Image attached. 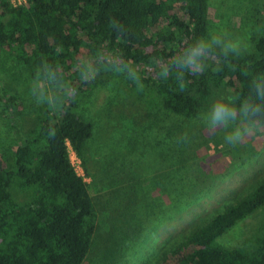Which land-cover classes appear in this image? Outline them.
Wrapping results in <instances>:
<instances>
[{"label":"trees","instance_id":"16d2710c","mask_svg":"<svg viewBox=\"0 0 264 264\" xmlns=\"http://www.w3.org/2000/svg\"><path fill=\"white\" fill-rule=\"evenodd\" d=\"M112 20L122 26L121 31L110 26ZM207 24L206 0H24L17 5L0 0V47L14 50L16 59L31 75L39 72L61 84L67 78L79 89L89 83L80 81L82 48L91 56L94 69L113 68L98 60L104 50L120 54L130 65L143 67L150 57L166 59L185 40L206 35ZM251 43V51L231 59L219 72L213 71L212 65L199 75H186L183 90L173 76L162 80L151 72L143 74V82L151 88L158 112L164 116L153 119L156 113L147 114L144 105L137 104L141 112L136 107L131 119L144 121L137 123L142 125L140 134L153 124L152 132L155 129L159 135L168 125L164 120H170L173 140L167 137L172 140L174 169L179 172V180L173 178L178 183L154 178L158 197L165 198L157 207H166L167 202L171 209L182 205L187 196L205 188V178H211L199 168L194 153L185 150L192 133L186 123L209 107L216 89L232 88V92L245 94L250 80L264 74V29L251 38ZM53 72L54 80L50 78ZM0 102L15 139L12 164H5L0 156V264H82L99 230L119 247L115 254L119 259L120 249L139 237L142 225L133 215L134 198L116 205L119 211L113 219H108L110 210L105 209L104 229L96 221L95 204L67 150L68 145L84 164L85 146L92 136L91 121L73 110L72 103L60 112L45 107L37 125L20 137L12 122L13 112L20 105L18 96L0 88ZM50 128L55 130L54 136L49 135ZM186 131L188 139L181 140ZM130 178L134 179L128 176L130 184L134 183ZM14 187L26 193V199H17ZM259 205L264 206V177L242 197L203 216L153 264H264V227L243 246L215 242Z\"/></svg>","mask_w":264,"mask_h":264},{"label":"rangeland","instance_id":"374dc122","mask_svg":"<svg viewBox=\"0 0 264 264\" xmlns=\"http://www.w3.org/2000/svg\"><path fill=\"white\" fill-rule=\"evenodd\" d=\"M206 1V34L210 31L227 32L243 42L246 52L251 51V38L264 29V6L260 8L264 0ZM15 53L0 47V88L18 96L20 105L13 112L12 122L20 137H25L37 125L45 108L34 102L29 88H43L47 95L59 97L61 89L57 86L61 83L47 80L39 72L31 75L30 70L16 59ZM83 60L92 65L91 56L84 48L78 60L80 67ZM125 75L115 72L114 68L96 66L95 79L81 87L78 98L72 102V109L92 123V136L85 146L84 164L68 145L67 150L73 168L86 182L95 204L98 225L103 229L106 226L105 209L110 210L108 219H113L119 211L115 206H120L121 202L126 204L127 198H134L133 215L140 219L142 230L136 240H129L120 249L122 254L119 259L115 258L119 247L109 242L108 236L105 238L99 230L82 264L156 263L161 254L180 242L203 216L242 197L264 177V144L229 149L222 143L219 134L205 131L196 122V116L188 121L189 124L186 123L192 133L185 150L194 153L199 168L211 178L207 180L203 176L205 188L191 197L187 196L182 205L171 209L170 202H167L166 207H157L165 198L158 197V185L154 178L173 182V178L177 179L179 175L174 169L171 152L173 136L169 131L172 124L170 120H164L165 126L166 123L168 125L160 130V135L155 129L152 132L150 126L153 124L145 127L140 134L142 125L137 123L144 121L134 122L131 119L136 107L141 112L137 104H143L147 114L156 113L153 119L164 114L158 112L159 105L151 88L143 82L144 89L137 90ZM221 91L232 93V88L216 89L215 92ZM212 99L214 95L209 105ZM167 135L172 136V140ZM160 141H164L162 146ZM14 147L10 121L0 102V156L5 164H12ZM130 175L134 178H130L134 181L131 184L128 180ZM12 192L17 199H26V193L19 192L17 188L14 187ZM263 227L264 206L259 205L236 220L215 238V242L224 246H243L251 242ZM107 242L110 244L107 245Z\"/></svg>","mask_w":264,"mask_h":264},{"label":"clouds","instance_id":"9594fccd","mask_svg":"<svg viewBox=\"0 0 264 264\" xmlns=\"http://www.w3.org/2000/svg\"><path fill=\"white\" fill-rule=\"evenodd\" d=\"M110 26L121 31L122 26L115 20ZM246 49L243 42L224 31H210L206 35L187 39L177 46L166 59L163 57H150L146 66L128 64L120 54L104 50L98 56L101 63L112 65L114 71L126 74L125 78L132 81L137 90H143L145 85L142 76L151 72L156 78L167 80L173 76L181 90L185 87L186 75H199L212 65L213 71L219 72L223 65L231 59L242 57ZM81 68L82 83L95 79V69L87 60H83ZM234 68L235 65H232ZM55 79V73H50ZM61 89L60 96L47 95L43 88H29V95L38 106L50 110L66 109L70 103L75 102L79 96V88L67 78L64 83L57 86ZM196 122L209 134H219L221 141L229 149H237L248 144H264V74L252 78L245 94L239 92H217L214 94L209 107L199 113ZM49 135L54 136L55 130L50 128ZM181 140L188 139L186 131Z\"/></svg>","mask_w":264,"mask_h":264},{"label":"built area","instance_id":"2783aa9c","mask_svg":"<svg viewBox=\"0 0 264 264\" xmlns=\"http://www.w3.org/2000/svg\"><path fill=\"white\" fill-rule=\"evenodd\" d=\"M24 0H9V2L12 4V5H17V4H20L22 3Z\"/></svg>","mask_w":264,"mask_h":264}]
</instances>
